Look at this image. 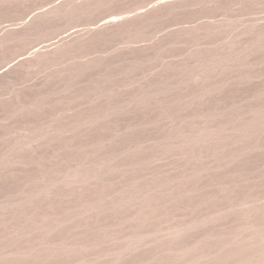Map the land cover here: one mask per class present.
I'll return each instance as SVG.
<instances>
[{"label": "rangeland", "instance_id": "374dc122", "mask_svg": "<svg viewBox=\"0 0 264 264\" xmlns=\"http://www.w3.org/2000/svg\"><path fill=\"white\" fill-rule=\"evenodd\" d=\"M0 264H264V0H0Z\"/></svg>", "mask_w": 264, "mask_h": 264}]
</instances>
